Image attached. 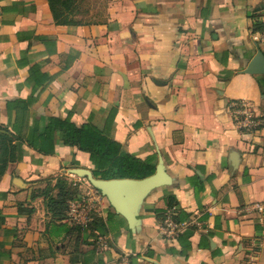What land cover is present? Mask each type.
<instances>
[{"label": "crops", "instance_id": "obj_1", "mask_svg": "<svg viewBox=\"0 0 264 264\" xmlns=\"http://www.w3.org/2000/svg\"><path fill=\"white\" fill-rule=\"evenodd\" d=\"M101 1L96 22L57 25L48 0H0V264H264V132L230 109L264 116V74L245 73L264 0ZM67 118L162 160L172 184L133 228L96 190L90 228L70 220V170L91 165L65 145ZM168 210L183 225L170 240Z\"/></svg>", "mask_w": 264, "mask_h": 264}, {"label": "trees", "instance_id": "obj_2", "mask_svg": "<svg viewBox=\"0 0 264 264\" xmlns=\"http://www.w3.org/2000/svg\"><path fill=\"white\" fill-rule=\"evenodd\" d=\"M48 1L57 25L79 23V21L75 20L73 13L76 9V3L80 0ZM251 31L254 33L264 32V23L261 21L259 14L251 15ZM57 126L62 131V139L66 146L76 147L80 151L90 155V167L95 178L104 180H141L155 173V164L125 152L119 142L109 139L90 123L77 126L67 118L65 121L57 120ZM83 181L90 186L86 179H83ZM68 186L65 198L66 202L64 203L66 212H69V202L76 199L78 195L73 182H70ZM169 204L166 205L169 206ZM80 227L87 230L90 228V225L87 228Z\"/></svg>", "mask_w": 264, "mask_h": 264}, {"label": "water", "instance_id": "obj_3", "mask_svg": "<svg viewBox=\"0 0 264 264\" xmlns=\"http://www.w3.org/2000/svg\"><path fill=\"white\" fill-rule=\"evenodd\" d=\"M245 73L264 74V55L261 51H258ZM70 174L80 179H86L92 188L108 200L114 211L127 221L130 228H133L137 223V207L142 197L158 188L172 184L170 176L163 167L162 160L152 176L141 180L99 179L95 178L91 170L84 168L72 169Z\"/></svg>", "mask_w": 264, "mask_h": 264}, {"label": "built area", "instance_id": "obj_4", "mask_svg": "<svg viewBox=\"0 0 264 264\" xmlns=\"http://www.w3.org/2000/svg\"><path fill=\"white\" fill-rule=\"evenodd\" d=\"M257 35V42L261 45H264V32H257ZM230 109L235 123L242 131L250 132L256 135L264 132V116L257 115L250 102L247 100L235 101L231 103ZM72 182L76 191L78 190L81 194H79L77 191L78 195L76 199L69 202L68 215L74 224L82 226L83 228H87L90 225L95 212L97 211L91 196H89V193H87L89 190L94 189L80 178H77ZM173 216L174 213L171 210L165 212L164 218L159 226L160 235L167 240L177 238L181 233V228L183 226L176 222L173 219ZM108 247V242L105 239H102L98 244L97 249L99 251H104ZM253 254L256 255L257 251H254Z\"/></svg>", "mask_w": 264, "mask_h": 264}, {"label": "rangeland", "instance_id": "obj_5", "mask_svg": "<svg viewBox=\"0 0 264 264\" xmlns=\"http://www.w3.org/2000/svg\"><path fill=\"white\" fill-rule=\"evenodd\" d=\"M75 8H76L75 12L73 13L75 20L79 22L92 23L97 21V17H98L97 12L101 13L102 10L104 9V5L101 0H80L76 3ZM85 15H89V16L91 15L92 17L90 16V19H86L84 18L86 17ZM79 194L81 193L79 192Z\"/></svg>", "mask_w": 264, "mask_h": 264}]
</instances>
